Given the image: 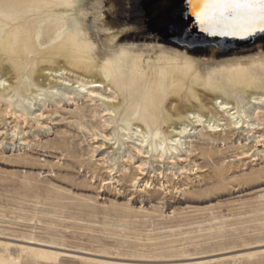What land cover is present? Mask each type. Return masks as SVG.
<instances>
[{"label":"rangeland","instance_id":"374dc122","mask_svg":"<svg viewBox=\"0 0 264 264\" xmlns=\"http://www.w3.org/2000/svg\"><path fill=\"white\" fill-rule=\"evenodd\" d=\"M100 2L103 15L106 11L112 14L111 22L106 16L103 22L118 23V4L126 0ZM0 11L3 16L12 9L0 6ZM156 36L170 48L183 40L179 31L173 35L163 26ZM147 37L140 38L139 44L149 43L145 42ZM218 45L220 49L236 47ZM186 47L193 50L207 45ZM260 52L264 53V45L218 59L250 58ZM37 62L41 64L42 59ZM11 63L0 54L1 76L4 66ZM67 69L83 74L76 67L67 65ZM70 78L74 83L77 80L76 75ZM107 86L118 92L122 103L124 96L116 86L109 80ZM35 90L42 95L35 99L36 108L28 111L25 120L12 115L23 114L19 98L15 95L13 102L5 100L14 92L0 94V133L5 132L0 135V264H264V120L249 135L251 128L243 126L235 136L230 131L216 135V142L200 136V128L187 134L185 147L176 155L197 162H182L189 170L191 180L187 181L181 175L182 165H160L132 151L131 146L138 145L136 138L126 141L123 136L125 145L120 149L107 143L104 150L97 148L92 159L91 147L102 141L79 128L80 117H84L83 122L95 123L90 117L93 103L85 97L87 94L72 92L74 102L64 96L52 97L48 93L51 89ZM262 91L264 84L245 95L241 115L244 110L254 116L258 107L264 113V106L249 108L246 104L252 93ZM217 96L236 103L233 96ZM176 99L170 95L165 106L173 108ZM93 108L100 111L104 106L97 102ZM40 112L45 114L44 119L36 118ZM250 121L244 125L258 122L254 118ZM175 122L188 123L184 119ZM16 124L23 133L11 140ZM116 124L131 133L136 127L128 125L122 112L106 133L114 136ZM191 147L194 152L189 155L186 151ZM243 153H249V157L240 159ZM128 154L135 166L148 164L147 176H142L136 189L130 187L128 179L104 186L102 181L108 174L100 166L102 159L108 157L109 165L118 172ZM198 167L201 169L197 171ZM153 170L179 176L173 183L181 189L160 191L166 179L155 177L150 193L143 192Z\"/></svg>","mask_w":264,"mask_h":264},{"label":"bare ground","instance_id":"6f19581e","mask_svg":"<svg viewBox=\"0 0 264 264\" xmlns=\"http://www.w3.org/2000/svg\"><path fill=\"white\" fill-rule=\"evenodd\" d=\"M92 1L94 0H0V6L12 9L0 16V54L12 60L11 64L4 66V76L0 75V81H3L0 84V94L14 92L13 95L6 96L5 100L8 102H13L15 95L19 98L23 114L14 112L13 117L25 120L28 111L36 108L35 99L42 95L36 92V87L45 91L51 89L48 93L54 98L64 96L75 102L72 92L85 93L80 92L75 87L76 84L81 87L97 85L90 88L85 97L93 103V107L100 102L104 109L99 111L92 107L90 117L95 123L83 122L84 117H80L79 128L87 130L94 140L98 134L115 139L114 145H118V149L125 145L121 142L123 136L127 137L126 141L136 138L139 142L138 145L131 146L132 151L143 158H151L160 165H182L181 175L187 181L191 180L189 170L183 167L182 162L190 161V158L182 155L176 157L185 147L183 139L187 134L192 131L196 133L200 128V136L216 142V135L230 131L235 136L236 131L253 118L258 122L247 124L251 128L248 135L261 126L264 113H260V108L258 107L254 116L248 115L244 110L241 115L240 104L246 100L245 95L264 84V53L260 52L250 58H218L225 55L238 56L252 48H261L264 45V36L261 34L264 33L257 32L247 39L238 36H211L200 31L199 22L193 17L189 30L190 39L194 43L190 45L207 47L192 50L182 40V44L175 43V47L170 48L163 45L160 37L153 38L152 35H147L145 39L149 43L141 45L140 38L123 40L121 36H115L111 29L114 22H103L105 27H109V33L95 31L101 22L97 20L91 7ZM143 2L148 6L147 10L153 11L160 0ZM173 2L191 13L193 5L188 0ZM99 15L112 21L109 11L104 15L101 11ZM42 18L45 19L40 21ZM113 37L114 42L105 48L104 42L113 40ZM206 38H210V42L206 43ZM209 43L215 45L208 46ZM218 44H232L236 47L220 49ZM102 50L106 51L103 58L100 56ZM38 58L42 59L41 64L37 62ZM67 65L76 67L83 74L67 69ZM73 75H76L75 83L70 78ZM108 80L123 94L122 103L118 92L107 86ZM92 92L96 95H91ZM218 93L233 96L236 103L217 96ZM259 93H252L249 100L261 99ZM170 95L177 97L173 108L165 106ZM194 99L199 102H193ZM225 103L229 107H224ZM123 104L126 107L124 110ZM122 112H125L130 123L128 125L136 126L132 129L133 132L116 124L114 136L107 134L106 129L115 118L122 117ZM36 118L44 119L45 114L40 112ZM178 119H184L188 123L179 125L175 122ZM198 120L203 123H198ZM132 121L137 124H131ZM235 123H241V127H235ZM181 126L183 135L179 137V144H175L172 141L176 137V129ZM22 133L19 131V124L14 125L11 140ZM3 134L5 132L0 133ZM100 141L101 144L91 147L92 159L97 148L104 150L107 145L106 141ZM192 148L186 151L189 155L194 152ZM248 157L249 153H243L240 159ZM132 160L133 157L128 154L123 161L122 170L116 172L115 166L109 165L111 161L108 157H104L100 166L108 174V179H103V185L120 184L128 179L130 187L138 188L142 176H147L148 164L139 163L135 166ZM190 163L197 162L192 160ZM199 169L201 168L198 167L197 171ZM152 173L142 187L146 194L150 193L155 177L166 179L160 184V191L173 192L181 189V186L173 183L179 178L173 172L164 175L163 172L157 174L153 170ZM116 174L119 178H116Z\"/></svg>","mask_w":264,"mask_h":264},{"label":"snow or ice","instance_id":"6c2138e0","mask_svg":"<svg viewBox=\"0 0 264 264\" xmlns=\"http://www.w3.org/2000/svg\"><path fill=\"white\" fill-rule=\"evenodd\" d=\"M188 3L193 5L191 13L187 9L178 7L173 0H160L153 11L147 10L148 6L143 0H126V2L118 4L120 20L111 26L112 32L115 36H121L123 40L142 38L144 35H152L153 38H156L158 28L163 26L165 31L171 32L173 35L179 31L185 46H187L194 43L190 39L191 31L189 30L194 17L199 22L200 31L211 36H238L241 39H247L255 36L257 32L264 33V0H188ZM91 7L96 13L97 20L101 22L95 31L109 33V27L103 25L104 18L99 15L103 11L100 0H95ZM114 39L115 37L111 41H105V48L108 44L113 43ZM104 55H106V51L102 50L101 58ZM57 74L59 73L57 72ZM0 84H3V81H0ZM75 87L80 92L86 93L97 85L90 84L88 87H81L76 84ZM91 95L95 96L96 93L92 92ZM259 95L261 99H252L246 102L247 107L251 108L256 104L264 106V91ZM224 107H229V105L225 103ZM197 122L203 123L200 120ZM234 126L239 128L241 123H235ZM244 126L247 127V125ZM181 135H183L182 126L176 129V137L172 142L179 144ZM95 139L106 141L109 144L116 143L115 139L99 134ZM144 143H147V140H144Z\"/></svg>","mask_w":264,"mask_h":264}]
</instances>
